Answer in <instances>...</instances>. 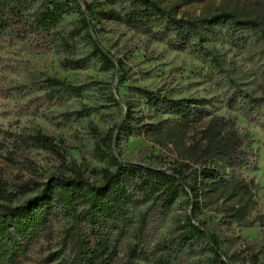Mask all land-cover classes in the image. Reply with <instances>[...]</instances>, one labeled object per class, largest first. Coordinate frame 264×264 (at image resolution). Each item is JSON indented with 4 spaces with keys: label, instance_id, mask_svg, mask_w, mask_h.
Masks as SVG:
<instances>
[{
    "label": "rangeland",
    "instance_id": "rangeland-1",
    "mask_svg": "<svg viewBox=\"0 0 264 264\" xmlns=\"http://www.w3.org/2000/svg\"><path fill=\"white\" fill-rule=\"evenodd\" d=\"M73 1L87 18L97 45L114 62L122 61L124 70L132 77L131 85L146 87L169 99L195 101L205 111L200 118L183 122L170 115L148 112L143 103L134 110L135 117L143 116V123L156 130L132 137L123 145L120 159L167 173L183 171L186 182L196 187L194 193H180L170 213L154 211L150 215L142 242L144 248L152 249L172 235L185 217L191 216L205 225L218 249L232 261L256 257L257 264H264V108L243 112L238 105L229 107L227 103L233 91L264 99V3L153 0L177 19L193 21L232 13L239 20L253 21L263 31L260 37L248 38L237 48L223 35L206 36L203 50L195 53L172 48L169 38H153L128 29L116 19L99 16L101 11L123 14V8L117 4L107 0ZM89 5L92 8L87 11ZM29 15L24 16L28 19ZM77 22L74 9L64 17L59 29H74ZM43 46L31 40L14 41L0 49V180L13 186L30 181L44 183L51 177L69 175L65 166L48 152L16 149L15 141L39 131L55 139L69 166L75 165L86 179L98 183L104 165L94 152L93 130L101 133L119 121L125 110L123 101L133 104V98L118 87L117 76L102 71L98 62L91 63L86 70L63 71V54ZM79 47V55L88 51L84 44ZM203 53L218 59L222 72L213 73ZM47 77L89 87L79 97L45 102L30 110L31 103L45 95L42 82ZM20 86L28 87L26 93L12 90ZM110 94L119 108L110 101ZM83 110L93 112L89 116L77 115ZM66 114L71 117L66 119ZM231 145L240 147L239 156L225 158L223 147ZM208 169H216L219 176L205 174L206 178L192 181L193 171H198L199 176ZM196 195L198 208L191 215ZM143 210V206L134 210L135 222ZM131 241L128 238L125 245ZM74 244L76 236L71 247ZM45 248L36 247L33 258L47 257Z\"/></svg>",
    "mask_w": 264,
    "mask_h": 264
},
{
    "label": "trees",
    "instance_id": "trees-1",
    "mask_svg": "<svg viewBox=\"0 0 264 264\" xmlns=\"http://www.w3.org/2000/svg\"><path fill=\"white\" fill-rule=\"evenodd\" d=\"M123 8L101 11L102 19H116L130 30L157 39L169 38L168 44L179 51L201 52L206 36H225L233 47L248 38L263 33L253 21L239 20L232 13H221L207 19L188 21L174 18L153 0H107ZM264 3V0H258ZM37 5H34L36 4ZM87 6V11L91 10ZM76 11L78 22L74 29H59L64 17ZM25 14H30L28 19ZM34 41L37 46L50 47L63 54V71L86 70L98 62L100 69L117 76L118 87L133 98V104L123 101V117L99 133L93 130L94 152L103 163L98 183L86 179L78 167L66 163V155L55 139L34 131L15 141L18 148H35L54 155L69 175L51 177L47 182H25L10 186L0 180V264H257V258L232 261L218 249L201 221L191 216L179 223L174 233L158 242L152 249L142 245L150 215L157 211L170 213L180 193L196 192L186 182L183 171L167 173L150 166L131 165L120 159L124 144L132 137L154 132L156 128L135 117L136 108L143 103L148 112L170 115L181 121H192L205 114L195 101L173 100L149 90L131 85V76L122 61L114 62L94 41L89 22L81 7L73 0H0V49L14 41ZM79 44L88 51L79 55ZM213 73L223 67L218 59L203 53ZM45 95L31 103L32 108L45 102L68 101L88 89L87 84L67 83L57 78L43 80ZM27 86L12 89L26 93ZM31 90V89H30ZM118 94V92H117ZM110 101L119 104L110 94ZM229 107L237 105L244 111L264 108V99H252L233 91L227 98ZM91 110L77 115L89 116ZM68 119L70 114H66ZM225 158H235L239 146L223 147ZM10 155V154H9ZM219 176L216 169L192 172V181ZM191 215L198 208V197ZM143 206L138 220L134 210ZM76 236V245L71 241ZM132 238L131 243L126 240ZM47 257L34 259L36 247H44Z\"/></svg>",
    "mask_w": 264,
    "mask_h": 264
}]
</instances>
